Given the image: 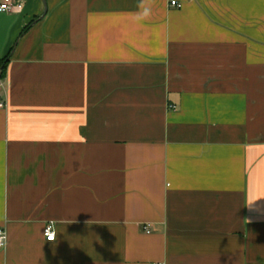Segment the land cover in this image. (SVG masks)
<instances>
[{"label":"crops","instance_id":"0c3cea01","mask_svg":"<svg viewBox=\"0 0 264 264\" xmlns=\"http://www.w3.org/2000/svg\"><path fill=\"white\" fill-rule=\"evenodd\" d=\"M171 1L0 12V264H264V0Z\"/></svg>","mask_w":264,"mask_h":264},{"label":"built area","instance_id":"2783aa9c","mask_svg":"<svg viewBox=\"0 0 264 264\" xmlns=\"http://www.w3.org/2000/svg\"><path fill=\"white\" fill-rule=\"evenodd\" d=\"M172 5L180 6L176 0L171 1ZM22 4L19 0H2L0 2V12L11 13L15 11L17 8H21ZM5 107L3 102H0V108ZM174 108V106H173ZM44 235L48 241H54L56 239V232L54 229L53 223H48L44 229ZM0 237L4 238V246L0 247L1 249L7 247L8 243V232L4 227L0 226Z\"/></svg>","mask_w":264,"mask_h":264},{"label":"trees","instance_id":"16d2710c","mask_svg":"<svg viewBox=\"0 0 264 264\" xmlns=\"http://www.w3.org/2000/svg\"><path fill=\"white\" fill-rule=\"evenodd\" d=\"M10 55L0 59V80L3 79L6 73L7 64L9 62Z\"/></svg>","mask_w":264,"mask_h":264},{"label":"clouds","instance_id":"9594fccd","mask_svg":"<svg viewBox=\"0 0 264 264\" xmlns=\"http://www.w3.org/2000/svg\"><path fill=\"white\" fill-rule=\"evenodd\" d=\"M4 238L3 237H0V247H3L4 246Z\"/></svg>","mask_w":264,"mask_h":264}]
</instances>
